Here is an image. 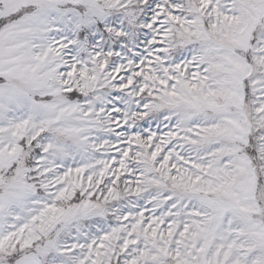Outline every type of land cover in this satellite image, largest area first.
I'll use <instances>...</instances> for the list:
<instances>
[{"label":"snow or ice","instance_id":"obj_1","mask_svg":"<svg viewBox=\"0 0 264 264\" xmlns=\"http://www.w3.org/2000/svg\"><path fill=\"white\" fill-rule=\"evenodd\" d=\"M0 264H264V0H0Z\"/></svg>","mask_w":264,"mask_h":264}]
</instances>
